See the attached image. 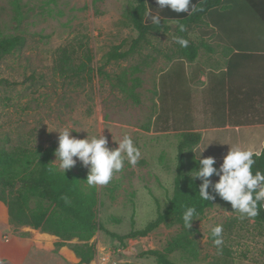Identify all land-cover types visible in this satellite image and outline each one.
Returning a JSON list of instances; mask_svg holds the SVG:
<instances>
[{
    "label": "rangeland",
    "instance_id": "rangeland-1",
    "mask_svg": "<svg viewBox=\"0 0 264 264\" xmlns=\"http://www.w3.org/2000/svg\"><path fill=\"white\" fill-rule=\"evenodd\" d=\"M133 1L0 0V37L18 35L24 40L0 60V147L58 146V132L65 127L76 138L101 132L109 148L129 135L141 152L137 163L126 160L108 185H97L98 220L120 234L131 228V218L140 228L155 216L157 205L164 206L172 192L178 133L193 127L195 113L206 114L219 101V96L211 95L207 106L203 104L207 88L197 89L194 98L193 83L186 76L172 74L167 82L163 79L164 71L176 62L189 73V64L171 61L174 23L170 33L148 34L129 50L137 32L123 14ZM84 44L92 49L93 79L59 74L58 49L75 48L82 55L80 45ZM116 45L119 51H128L127 57L106 61V53ZM135 68L139 71L130 74ZM123 69L128 70L126 77L141 79L135 89L139 103L121 90L118 78ZM167 83L176 88L172 94ZM170 96L173 109H168ZM55 159L52 163L59 169ZM71 169L88 173L78 160ZM193 225L198 229L197 256L175 251L169 256L175 264H264V226L251 218L241 219L229 202L215 203ZM216 225L222 226L219 251L214 244L217 237L210 236ZM178 230L179 226H160L148 236L123 244L98 230L91 240L97 254L90 264H156L154 258H138L137 253L164 247ZM56 239L12 225L0 202V259L6 264L76 263L69 247L55 248Z\"/></svg>",
    "mask_w": 264,
    "mask_h": 264
},
{
    "label": "trees",
    "instance_id": "trees-1",
    "mask_svg": "<svg viewBox=\"0 0 264 264\" xmlns=\"http://www.w3.org/2000/svg\"><path fill=\"white\" fill-rule=\"evenodd\" d=\"M200 11L189 15L187 13H175L168 8L158 9L156 0H134L124 11L127 19L135 31L137 37L133 39L129 50L133 51L140 40H145L148 34H167L172 31L174 58L172 62L181 61L189 64L191 71L186 75V70L178 62L171 64L164 71L162 77L168 79L172 74L187 77L190 83L198 79L199 65L196 63L199 45L191 38V30L195 25L210 24L220 29V11L222 0H192ZM151 8L152 14L161 16L160 24H153L146 13ZM18 13L17 7L14 8ZM183 26V31H181ZM187 40V46H182L178 40ZM23 39L18 35L0 37V60L6 55L19 49L23 45ZM82 55L75 48L61 47L58 49L56 70L65 77L82 78L92 80L93 69L92 49L88 44L80 45ZM120 46H113L105 55L106 61L123 59L128 51H119ZM78 60V63H75ZM139 71L135 68L130 74ZM128 70L123 69L119 75L121 90L127 96L139 103V97L135 89L141 84L138 76L126 77ZM180 77V78H181ZM130 80V85L126 80ZM167 82V80H166ZM170 91L176 88L171 83ZM220 84L208 87L211 95L219 93ZM178 91V90H177ZM170 94V95H171ZM172 96V95H171ZM168 104V109H173V103ZM165 106V105H164ZM186 109V107H185ZM186 111V110H184ZM201 140V133L196 130H183L178 133L176 143V162L171 195L166 198L163 207L157 205L155 216L142 227L136 228L131 218V228L123 234L106 229L98 220L100 209L99 190L96 186H89L87 174L72 169L63 173L52 163L57 146L50 145L41 147L39 145L18 144L10 147H0V202L5 207L8 221L15 226H26L43 233L55 236L54 246L59 249L63 246L69 247L78 261L74 264H90L97 254L96 243L91 241L98 230H103L111 238L120 244L127 239L148 236L160 226H179V230L170 238L167 244L159 249H146L137 253L138 258H154L156 264H175L170 254L182 251L196 257L198 244L196 235L198 229L193 224L205 214L208 208L215 203L226 202L218 196L214 201H204L199 195V179L192 178L195 170L200 167L199 159L194 153L195 146ZM255 154V153H254ZM256 163L253 165V173L259 170L264 172V146L258 155L253 157ZM214 167L218 168L215 164ZM213 175L209 179L215 182ZM211 192V188L209 189ZM187 207H195L197 215L187 229L184 225L182 215ZM259 214L251 218L257 225L264 226V201L258 204ZM114 220L119 222L118 219ZM212 238H215L212 234ZM76 239L75 242H72Z\"/></svg>",
    "mask_w": 264,
    "mask_h": 264
},
{
    "label": "crops",
    "instance_id": "crops-1",
    "mask_svg": "<svg viewBox=\"0 0 264 264\" xmlns=\"http://www.w3.org/2000/svg\"><path fill=\"white\" fill-rule=\"evenodd\" d=\"M222 2L219 31L205 24L195 25L190 33L199 45L195 61L200 69L191 85L194 98L197 89L220 84L215 94L220 104L206 114H194L190 130L201 133L194 153L198 159L215 157L218 168L233 146L254 153L264 146V0ZM202 95L207 106L210 93Z\"/></svg>",
    "mask_w": 264,
    "mask_h": 264
},
{
    "label": "clouds",
    "instance_id": "clouds-1",
    "mask_svg": "<svg viewBox=\"0 0 264 264\" xmlns=\"http://www.w3.org/2000/svg\"><path fill=\"white\" fill-rule=\"evenodd\" d=\"M156 3L159 6L158 9L168 8L175 13L191 15L202 10L198 9L192 0H156ZM146 15L150 17L153 24H160L161 16L153 15L151 8ZM183 30V26H181V31ZM178 42L184 47L188 43L184 39H180ZM72 131L65 127L58 132L55 161L59 162V169L65 173L66 170L73 168L78 160L83 167L88 169L86 180L89 186L108 185L114 174L124 168L126 160L135 165L141 155L139 148L127 134L117 143V147L109 148V141L101 132L91 137L87 135L85 138H76L71 135ZM254 155H258V153L254 154L250 149L233 146L223 157L219 168L214 167L215 157H200V167L195 170V175L191 176L201 181L199 185L201 199L210 202L218 196L223 201L229 202L231 208L240 213L241 219L256 217L259 214L258 204L264 201V172L257 170L253 173V165L256 163ZM213 175L218 177L215 182L209 179ZM196 215L195 207H187L184 211L182 219L187 229L191 227V222L195 220L194 216ZM221 234V225L212 228V235L217 237L214 244L218 251L219 246L223 243L219 238ZM0 264H6V261L0 259Z\"/></svg>",
    "mask_w": 264,
    "mask_h": 264
}]
</instances>
